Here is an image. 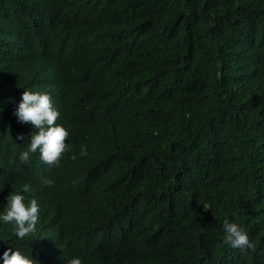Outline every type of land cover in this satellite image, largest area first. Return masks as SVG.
<instances>
[{"label":"trees","instance_id":"16d2710c","mask_svg":"<svg viewBox=\"0 0 264 264\" xmlns=\"http://www.w3.org/2000/svg\"><path fill=\"white\" fill-rule=\"evenodd\" d=\"M24 90L60 114L58 166L19 159ZM0 108V215L40 209L23 240L0 220V264H264V0H0Z\"/></svg>","mask_w":264,"mask_h":264},{"label":"clouds","instance_id":"9594fccd","mask_svg":"<svg viewBox=\"0 0 264 264\" xmlns=\"http://www.w3.org/2000/svg\"><path fill=\"white\" fill-rule=\"evenodd\" d=\"M3 109L0 108V111ZM14 114L21 123L30 122L32 126L39 129L38 132L31 134L28 150L20 154L21 163H27L30 160V153H36L39 150L41 160L49 166L59 164V160L65 151H70L65 141L68 137L67 130L56 124L59 112L53 107L51 97L47 93L30 92L24 90L22 99L15 109ZM16 139L25 140L23 134H18ZM81 156L87 155L86 146L81 145ZM71 159H76L73 155ZM45 185L51 186L54 181L45 179ZM24 193H32L29 183L22 185ZM25 196L20 193L11 192L7 197V208L0 220L5 223H14L13 233L21 240L36 231V225L39 219V205L36 198H31L26 205ZM207 210V209H206ZM224 236L223 245L238 248L241 251L255 247L250 242L248 235L236 224L225 219L223 222ZM3 264H38V261L23 255L19 250H5L3 252ZM66 264H82L79 257L67 259Z\"/></svg>","mask_w":264,"mask_h":264}]
</instances>
